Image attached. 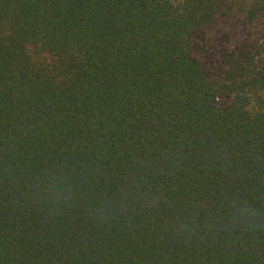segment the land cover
I'll use <instances>...</instances> for the list:
<instances>
[{
  "label": "trees",
  "instance_id": "1",
  "mask_svg": "<svg viewBox=\"0 0 264 264\" xmlns=\"http://www.w3.org/2000/svg\"><path fill=\"white\" fill-rule=\"evenodd\" d=\"M0 264H264V0H0Z\"/></svg>",
  "mask_w": 264,
  "mask_h": 264
}]
</instances>
